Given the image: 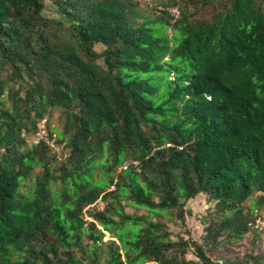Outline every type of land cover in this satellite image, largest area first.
Segmentation results:
<instances>
[{
	"label": "trees",
	"instance_id": "16d2710c",
	"mask_svg": "<svg viewBox=\"0 0 264 264\" xmlns=\"http://www.w3.org/2000/svg\"><path fill=\"white\" fill-rule=\"evenodd\" d=\"M51 1L61 17L0 0V264H264L209 255L263 234L264 0H180L174 23L140 21L138 0ZM52 108L60 163L26 139ZM200 193L206 243L153 219L184 223Z\"/></svg>",
	"mask_w": 264,
	"mask_h": 264
},
{
	"label": "rangeland",
	"instance_id": "374dc122",
	"mask_svg": "<svg viewBox=\"0 0 264 264\" xmlns=\"http://www.w3.org/2000/svg\"><path fill=\"white\" fill-rule=\"evenodd\" d=\"M141 3V2H140ZM44 13L48 16L52 17H61L59 8L51 1L47 0L46 2V9ZM138 13L140 16V21L144 19H157L156 15L152 13V11L146 9V7L141 3L138 6ZM168 33H171L170 27L168 28ZM97 51H101L104 46L97 45ZM63 111L60 108H52L46 117L49 119L50 127L53 128V137L55 139L58 138L59 132L63 130L64 125V117ZM26 139L28 145H32L31 142V133L26 134ZM64 142L58 144V147L54 144V146H49L51 149V155L55 156L60 163L63 159H65L66 155L68 154V149ZM40 168H36L33 175H36L39 172ZM98 176V172L95 173V177ZM32 184L33 181L29 180ZM125 211L126 212H135L137 214H148V210L144 207H138L131 204H126L123 201ZM215 202L212 201L209 195L205 193L198 194L195 198L190 199L186 202L185 209H186V219L185 222L182 223L175 215H170L168 213L163 214L160 217H154V220H161L165 222L168 228L172 231L173 237L175 239H179L180 237L188 238L193 237L197 239L200 243H206L204 240L205 236V220H209L211 217H214L215 211ZM260 212H264V210H259ZM261 231V230H260ZM263 234L256 233L254 230H250L245 237L241 239H237L232 241L228 250H225L224 247H212L209 250V255L213 259H222L226 257L237 258L238 256L242 255L243 253H260L264 255V231H261ZM110 234L106 233L105 240L110 239ZM188 257L197 259V256L193 249H190L188 253Z\"/></svg>",
	"mask_w": 264,
	"mask_h": 264
},
{
	"label": "built area",
	"instance_id": "2783aa9c",
	"mask_svg": "<svg viewBox=\"0 0 264 264\" xmlns=\"http://www.w3.org/2000/svg\"><path fill=\"white\" fill-rule=\"evenodd\" d=\"M141 2L146 9L158 14V15H166L170 18V20L174 23L181 19L182 12L180 7V0H175V3L173 4H164L157 0H138ZM50 123L49 119L47 117H44L39 123L37 131L34 133H31V142L34 145H38L42 142H45L49 146H54V144L58 147V144H60L57 139L53 137V132L50 131ZM182 148V147H181ZM138 160H131L129 162H126L122 168H127L129 165H138ZM106 202L102 198L98 199L94 203L88 205L86 207V213L93 210H104L106 207ZM88 216V215H87ZM88 218V217H86ZM255 228H258L259 230L264 231V212H260L257 214L256 220L253 224Z\"/></svg>",
	"mask_w": 264,
	"mask_h": 264
}]
</instances>
